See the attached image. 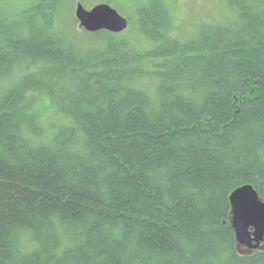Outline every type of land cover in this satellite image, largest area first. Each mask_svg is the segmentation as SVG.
Here are the masks:
<instances>
[{"label": "trees", "instance_id": "trees-1", "mask_svg": "<svg viewBox=\"0 0 264 264\" xmlns=\"http://www.w3.org/2000/svg\"><path fill=\"white\" fill-rule=\"evenodd\" d=\"M75 1L0 0V264H264L230 202L264 200V0L188 39L148 0L134 41Z\"/></svg>", "mask_w": 264, "mask_h": 264}, {"label": "water", "instance_id": "water-1", "mask_svg": "<svg viewBox=\"0 0 264 264\" xmlns=\"http://www.w3.org/2000/svg\"><path fill=\"white\" fill-rule=\"evenodd\" d=\"M75 16L82 29L90 33L102 30L121 33L129 26L128 19L111 4L102 2L87 8L78 2ZM232 226L240 247L252 251L264 243V200L253 185H243L230 195ZM247 252V251H246Z\"/></svg>", "mask_w": 264, "mask_h": 264}, {"label": "rangeland", "instance_id": "rangeland-1", "mask_svg": "<svg viewBox=\"0 0 264 264\" xmlns=\"http://www.w3.org/2000/svg\"><path fill=\"white\" fill-rule=\"evenodd\" d=\"M38 0H2L3 4L9 9L7 5H11L12 8L18 12L22 9H27L33 6ZM148 0H86L84 5L87 8H91L94 5L102 2L111 4L115 9L118 10L125 17H133L132 9H137L138 7L144 5ZM167 6L171 9L175 17V29L174 35H188L187 39L192 37L197 29L203 24L209 22L218 21L225 16H232L235 18L237 15V7L231 6L230 2L232 0H164ZM79 0L75 1L73 8V13L75 15L76 5ZM87 3V4H86ZM131 6V8H129ZM133 13L135 14L134 10ZM76 17V16H75ZM78 20V19H77ZM77 28L80 31L83 29L80 27L79 22L77 23ZM132 25L129 26V33L127 35L134 41L140 40L141 38L131 29ZM89 41H93V38L89 37ZM141 45V41L136 43ZM44 105V104H42ZM44 123L52 122L53 124H60L58 116H53L51 111H44ZM242 251H248L246 247H241Z\"/></svg>", "mask_w": 264, "mask_h": 264}, {"label": "bare ground", "instance_id": "bare-ground-1", "mask_svg": "<svg viewBox=\"0 0 264 264\" xmlns=\"http://www.w3.org/2000/svg\"><path fill=\"white\" fill-rule=\"evenodd\" d=\"M121 14V13H120ZM127 18V17H126ZM10 36L12 35V36H15L17 33H15V32H13L12 30L10 31L9 30V33H8ZM9 78H10V76H8V77H6L5 79H4V83H7V82H9ZM2 86V83H0V87Z\"/></svg>", "mask_w": 264, "mask_h": 264}]
</instances>
